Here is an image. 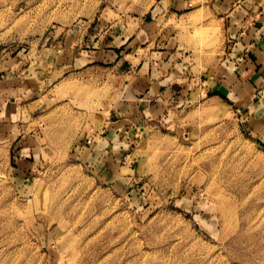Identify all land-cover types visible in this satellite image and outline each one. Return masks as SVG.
I'll return each mask as SVG.
<instances>
[{"label":"rangeland","instance_id":"374dc122","mask_svg":"<svg viewBox=\"0 0 264 264\" xmlns=\"http://www.w3.org/2000/svg\"><path fill=\"white\" fill-rule=\"evenodd\" d=\"M168 1L0 0V58L19 89L0 119V264H264V87L258 113L204 91L227 8L264 0H186L155 22ZM150 21L199 92L157 116L136 113L146 90L124 54L85 41ZM116 120L108 144L84 145Z\"/></svg>","mask_w":264,"mask_h":264},{"label":"crops","instance_id":"0c3cea01","mask_svg":"<svg viewBox=\"0 0 264 264\" xmlns=\"http://www.w3.org/2000/svg\"><path fill=\"white\" fill-rule=\"evenodd\" d=\"M185 3L186 0H169L168 5H165L167 10L164 9V11V5L161 3L155 5L151 9L154 21H160V12H163V16L165 11L169 12L170 10L171 15H184ZM247 5V3H233L227 8L224 16L225 45L222 56L214 69L213 77H215V80L212 83L213 85H207L204 91H206V94L214 92L220 95L224 94L230 99L231 103L237 104L238 107L249 111L254 109L257 112L259 104L253 102L254 93H260V90L264 87V6ZM154 21L145 23L143 27L138 24V27L133 30L128 28L127 22L122 26L123 29H119L117 34H113L114 36L109 31L110 27L107 26L99 39L95 40L96 36L94 35V37H87L85 41L94 49L91 53L97 54L104 60L105 58H111L114 61L117 55L122 56L124 54L120 59H122L124 65L126 64L128 71H133L135 76L132 78L136 80L134 86H142L143 90H146V95L139 100L144 102L134 107L136 113H139V110L142 109L140 113L146 112V115H151L152 112L157 116L162 106L166 107L174 101H181L182 103L184 96H191L195 92H199L195 89L194 93L189 94L184 88V77L181 76L180 69L176 67L178 61H180L179 54L175 46H169L171 39H163L164 37L167 38L165 30L160 31L154 26V32L146 31V26L156 25ZM152 41L154 42L151 47ZM145 43L147 44L145 45ZM102 44L104 45L101 46ZM100 46L106 50L99 51ZM119 49L121 50L118 51ZM138 50L143 51L140 57L137 53ZM2 59L4 58H0V119L3 118L2 121L6 122L13 117V105L11 104H13L14 99L12 95L18 92L19 89L13 86L16 76L14 72H17L14 69L17 65L14 66L11 59L3 61ZM131 59H137V64L134 65L130 61ZM239 59H242L240 63L238 62ZM257 98L261 101L262 95ZM8 100L10 102H7ZM119 100L123 101L125 98ZM119 106L116 110L119 111L117 114L125 115L126 105L119 104ZM260 111L261 109L258 112ZM117 123L118 120L106 122L100 131L91 136L90 145H87L85 141L83 142L84 145L93 147L97 141V146L108 144L110 140L106 139H109V130L116 131ZM5 126L7 127V125ZM96 139L98 140L96 141Z\"/></svg>","mask_w":264,"mask_h":264},{"label":"built area","instance_id":"2783aa9c","mask_svg":"<svg viewBox=\"0 0 264 264\" xmlns=\"http://www.w3.org/2000/svg\"><path fill=\"white\" fill-rule=\"evenodd\" d=\"M241 61H242V59H239V60H238L239 63H240ZM91 141H92V137H91V136L88 137V138L85 140V142H86L87 145H90Z\"/></svg>","mask_w":264,"mask_h":264}]
</instances>
